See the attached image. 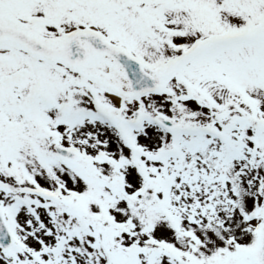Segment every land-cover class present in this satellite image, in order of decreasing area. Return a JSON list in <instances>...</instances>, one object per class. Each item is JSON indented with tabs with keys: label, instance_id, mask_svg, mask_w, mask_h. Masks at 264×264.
Returning <instances> with one entry per match:
<instances>
[{
	"label": "snow or ice",
	"instance_id": "obj_1",
	"mask_svg": "<svg viewBox=\"0 0 264 264\" xmlns=\"http://www.w3.org/2000/svg\"><path fill=\"white\" fill-rule=\"evenodd\" d=\"M0 264H264V0H0Z\"/></svg>",
	"mask_w": 264,
	"mask_h": 264
}]
</instances>
